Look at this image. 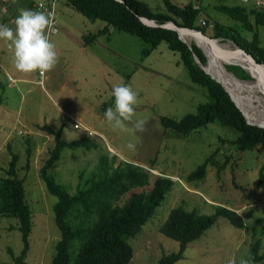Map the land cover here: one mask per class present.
I'll return each mask as SVG.
<instances>
[{"label": "rangeland", "instance_id": "rangeland-1", "mask_svg": "<svg viewBox=\"0 0 264 264\" xmlns=\"http://www.w3.org/2000/svg\"><path fill=\"white\" fill-rule=\"evenodd\" d=\"M38 1L50 0H0V174L5 173L10 151L17 152L18 174L25 176V198L33 211L23 264H49L60 238L53 212L57 198L45 190L38 171L54 140L52 134L39 128L44 123L60 127L65 140L87 134L93 141L92 147H63L50 168L71 192L82 169L88 173L97 167L101 175V156L111 167H124L120 162L151 166L155 174L173 180L151 216L126 235L133 248L127 264H154L161 255L179 250V241L161 231L172 207L210 213L216 204L232 209L241 206L238 212L254 230L246 231L218 216L199 237L187 242L181 257L172 264H264V183L257 184L259 171L264 170V150L237 149L231 141L237 131L218 122L188 132L164 126L161 116L179 119L210 98L207 87L191 79L179 52L170 49L165 40L152 47L112 25L99 31L105 20L86 17L66 0L55 1L57 31L47 32L46 18L35 6ZM144 1L155 11L167 10L165 0ZM170 1L184 5L189 0ZM198 1L202 5L198 17L210 22L206 34L212 35L211 23L217 21L235 25L246 38L256 31L259 44L264 46L263 24L248 30L215 8L220 2L238 1ZM92 33L95 36L89 37ZM218 39L234 43L229 38ZM231 50L242 60V67L255 75L253 61L239 56L236 45ZM206 55L214 58L226 75L235 77L224 64L223 53ZM256 70L264 81L260 66ZM253 81L257 82L255 76ZM253 100L257 107H264V92ZM69 114L80 121L79 127L73 126ZM204 160V175L188 180V174ZM257 238L261 258L251 261V244ZM78 243L73 241L72 255ZM22 245L17 219L0 215V264H11L9 250L17 254Z\"/></svg>", "mask_w": 264, "mask_h": 264}, {"label": "trees", "instance_id": "trees-1", "mask_svg": "<svg viewBox=\"0 0 264 264\" xmlns=\"http://www.w3.org/2000/svg\"><path fill=\"white\" fill-rule=\"evenodd\" d=\"M55 1H48V5L55 4ZM197 1L189 0L186 4L179 5L165 0L167 10L155 11L144 0H66L86 17L105 20L106 25L99 31L112 25L148 41L152 47L165 40L170 49L179 52L180 61L186 66L191 79L207 87L210 98L198 103L194 112H187L179 119L161 116V122L165 127H172L178 132H188L208 122H218L231 126L237 131V135L231 140L237 149L258 147L264 150V127L249 123L229 92L196 62L194 55L200 62L205 63L206 56L201 48L194 42L189 46L178 37L175 30L147 25L137 16L141 14L155 19L156 22L172 19L179 25L205 32L206 26L197 21L202 10L200 1ZM194 4L197 7H194ZM215 8L224 11L236 22H241V25L248 30L253 29L254 24L264 25V10H256L241 3L223 2L215 5ZM206 22L210 23L207 20ZM211 24L213 25L211 36L229 38L250 52L258 62H264V46L259 44L256 31L252 33L251 38H246L235 25L228 26L217 21ZM88 36L95 35L92 33ZM199 39L209 44L206 40L200 37ZM212 44L223 43L213 41ZM144 51H148V48H144ZM223 58L224 64L235 74L236 79H238L236 76L254 79V75L252 77L248 71L246 72L247 69L241 67L243 66L241 59L229 55ZM239 81L247 88H257L262 91L256 81H253L250 87L247 82ZM39 128L52 134L54 138L52 146L40 162L38 169L45 190L57 198L53 204V212L60 230V238L54 245L55 252L49 264H127L133 255V248L126 240V235L134 232L151 216L154 208L169 191L173 180L167 175L155 174L151 171L150 168H153L151 166H134L120 162L125 166L111 167L107 163V158L101 156L100 168H104L101 175L98 174L97 167L88 173H85L86 168L82 169L79 171L75 190L71 192L67 185L57 180L50 168L59 158L63 147L79 145L92 147L93 141L87 134L70 141L65 140L60 127H52L47 123L40 124ZM26 153L28 160L29 146L26 147ZM18 159V153L10 151L5 173L0 174V215L17 219L23 243L19 253L14 254L12 250H9L12 256L11 264L24 263L29 250V234L33 224V211L25 198V176L23 175V178L18 174ZM25 166L28 167V163ZM205 166L204 160L188 174V180L201 178L204 175ZM263 183L264 170L261 168L257 184L260 186ZM218 216H225L231 223L245 228L246 231L255 228L253 225L246 224L241 214L235 209L221 204H216L210 213H201L194 208L187 209L176 205L171 208L161 226V231L179 241V250L161 255L154 264H172L178 260L187 242L199 237ZM262 229L264 232V222ZM74 240H78L79 243L77 252L72 255L70 248ZM259 247L260 240L257 238L251 244L249 256L251 261L261 258V254L258 253Z\"/></svg>", "mask_w": 264, "mask_h": 264}, {"label": "bare ground", "instance_id": "bare-ground-1", "mask_svg": "<svg viewBox=\"0 0 264 264\" xmlns=\"http://www.w3.org/2000/svg\"><path fill=\"white\" fill-rule=\"evenodd\" d=\"M178 33L180 34L181 38L187 40L190 43H197L205 52V54H209V53H215L216 56H218L220 53H223L224 55L229 53V56H233V53L231 52V47L235 46L233 44H231L230 42H226V41H221L217 39H208V38H203L202 36L198 35L197 33H190L188 31H183L178 29ZM196 38H201L206 40V42H208L209 44H205L203 42H201V40L195 39ZM213 41H218V42H222L223 44H212ZM226 42V43H225ZM223 55V57H224ZM239 56H243V57H249L247 54H245L242 50H240V52H238ZM207 57V55H206ZM238 58V57H237ZM250 58V57H249ZM248 60V59H246ZM250 60V59H249ZM224 61V60H223ZM249 62V61H248ZM217 62L215 61V59L213 58V60L208 59L207 57V63L205 65V68L215 77L219 78L220 80L223 81V83L227 86V88L229 89V91L231 92L234 100L236 101V103L239 105V107L243 110V112L245 113V115L248 117L249 121L253 122V123H258L261 125H264V107L262 105V107H257L254 100H253V96H260V93L263 91L264 92V81L260 78V76L258 75L257 72V68L258 66H260V71L264 73V63H259L256 64L254 63L255 66V78L257 80V83L259 84V86L261 87L262 91L258 90L257 88H247L245 85H243L242 82H240L238 79H236L235 77H231L229 75H226L224 73L223 67L221 69H219L216 65ZM220 65V64H219ZM247 72V71H246ZM241 80V79H240ZM243 82H247L248 86H251V83L253 82V78L249 79V80H241ZM250 92V93H247ZM249 96H252V98H250ZM256 100V98H255ZM256 103L259 104L256 100ZM260 106V105H259Z\"/></svg>", "mask_w": 264, "mask_h": 264}, {"label": "water", "instance_id": "water-1", "mask_svg": "<svg viewBox=\"0 0 264 264\" xmlns=\"http://www.w3.org/2000/svg\"><path fill=\"white\" fill-rule=\"evenodd\" d=\"M119 1H123V0H119ZM138 18L145 24L147 25H152V26H161V27H166V28H171L173 30H175L177 32V35L180 39H182L183 41L187 42L185 39L181 38L180 34L178 33V29L180 30H183V31H188L190 33H197L198 35L202 36L203 38H208V39H217L218 37H212V36H209L208 34H206L205 32H203L202 30L200 29H197V28H193V27H188V26H184V25H179L177 24L174 20L172 19H168V20H165L163 22H156L155 19L153 18H149L147 16H144V15H141V14H137ZM188 43V42H187ZM195 43V42H194ZM199 48H201L197 43H195ZM234 44L237 46V48H239L240 50H242L245 54H247L250 59L252 61H254V63L256 64H259V63H264V62H258L256 60V58L250 53L248 52L247 50H245L244 48H242L241 46H239L237 43L234 42ZM188 45L190 46V43H188ZM201 50L203 51L204 55L206 56L204 50L201 48ZM194 59L196 60V62L207 72L210 74L211 77H213L216 81H218L230 94L231 98L234 100L231 92L229 91V89L227 88V86L223 83L222 80H220L219 78L215 77L214 75H212L206 68H205V65L207 63V57H206V60H205V63H202L199 61V59L196 57V55H194ZM239 65V64H238ZM241 66V65H240ZM242 67V66H241ZM243 68V67H242ZM228 69V68H227ZM231 71V70H230ZM232 72V71H231ZM233 73V72H232ZM252 76V75H251ZM237 78H240L238 76H236ZM253 77V76H252ZM241 80H246V78H240ZM249 79H252V78H249ZM247 79V80H249ZM234 102L236 103V101L234 100ZM236 105L239 107V105L236 103ZM240 108V107H239ZM241 109V108H240ZM241 111L243 112V110L241 109ZM243 114L245 115V113L243 112ZM246 117V120L249 122V123H252V124H256V125H261V124H258V123H253L251 121H249V119L247 118V116L245 115ZM261 126H264V125H261Z\"/></svg>", "mask_w": 264, "mask_h": 264}, {"label": "built area", "instance_id": "built-area-1", "mask_svg": "<svg viewBox=\"0 0 264 264\" xmlns=\"http://www.w3.org/2000/svg\"><path fill=\"white\" fill-rule=\"evenodd\" d=\"M238 3H241L247 7H253L256 10H264V0H236ZM55 4L51 3L48 5V3H45L43 1H38L36 4V9L43 13V15L46 18L47 21V32H55L57 31V20H56V13H55ZM194 7H197L196 4L193 5ZM197 21L201 23V25L207 24L206 19L203 17H198ZM70 118L74 121L73 126L79 127L81 123L76 120L74 117L70 116ZM21 130H19L20 132ZM92 130L88 129V132H91Z\"/></svg>", "mask_w": 264, "mask_h": 264}, {"label": "crops", "instance_id": "crops-1", "mask_svg": "<svg viewBox=\"0 0 264 264\" xmlns=\"http://www.w3.org/2000/svg\"><path fill=\"white\" fill-rule=\"evenodd\" d=\"M6 3V2H5ZM60 30V29H59ZM13 64V62H11L10 63V65H12ZM8 74H9V72L8 71H6ZM21 79H23V77H20ZM69 116H72V117H74L76 120H78L75 116H73V115H71V114H69ZM79 121V120H78ZM80 122V121H79ZM91 130V129H90ZM241 207V206H240ZM239 207V208H240ZM239 208H235V210L238 212V210H239ZM238 213H240V212H238ZM242 216V215H241Z\"/></svg>", "mask_w": 264, "mask_h": 264}, {"label": "clouds", "instance_id": "clouds-1", "mask_svg": "<svg viewBox=\"0 0 264 264\" xmlns=\"http://www.w3.org/2000/svg\"><path fill=\"white\" fill-rule=\"evenodd\" d=\"M70 117V116H69ZM72 120V119H71ZM73 121V120H72ZM74 122V121H73Z\"/></svg>", "mask_w": 264, "mask_h": 264}]
</instances>
